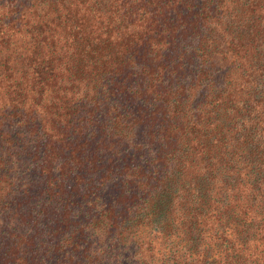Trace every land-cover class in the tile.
Instances as JSON below:
<instances>
[{
	"label": "trees",
	"instance_id": "trees-1",
	"mask_svg": "<svg viewBox=\"0 0 264 264\" xmlns=\"http://www.w3.org/2000/svg\"><path fill=\"white\" fill-rule=\"evenodd\" d=\"M0 264H264V0H0Z\"/></svg>",
	"mask_w": 264,
	"mask_h": 264
}]
</instances>
